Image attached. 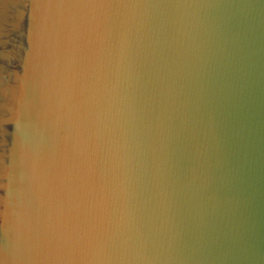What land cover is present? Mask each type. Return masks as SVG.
Wrapping results in <instances>:
<instances>
[{
    "label": "water",
    "instance_id": "95a60500",
    "mask_svg": "<svg viewBox=\"0 0 264 264\" xmlns=\"http://www.w3.org/2000/svg\"><path fill=\"white\" fill-rule=\"evenodd\" d=\"M0 264H264V0H0Z\"/></svg>",
    "mask_w": 264,
    "mask_h": 264
}]
</instances>
